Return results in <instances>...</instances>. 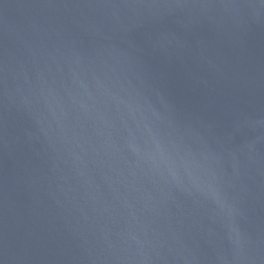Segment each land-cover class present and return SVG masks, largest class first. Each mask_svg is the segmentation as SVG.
<instances>
[{
  "label": "water",
  "instance_id": "1",
  "mask_svg": "<svg viewBox=\"0 0 264 264\" xmlns=\"http://www.w3.org/2000/svg\"><path fill=\"white\" fill-rule=\"evenodd\" d=\"M0 264H264V0H0Z\"/></svg>",
  "mask_w": 264,
  "mask_h": 264
}]
</instances>
